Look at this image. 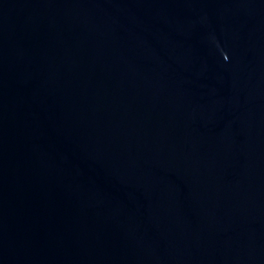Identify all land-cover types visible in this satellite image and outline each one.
Returning a JSON list of instances; mask_svg holds the SVG:
<instances>
[{
  "label": "water",
  "instance_id": "water-1",
  "mask_svg": "<svg viewBox=\"0 0 264 264\" xmlns=\"http://www.w3.org/2000/svg\"><path fill=\"white\" fill-rule=\"evenodd\" d=\"M0 264H264V0H0Z\"/></svg>",
  "mask_w": 264,
  "mask_h": 264
}]
</instances>
